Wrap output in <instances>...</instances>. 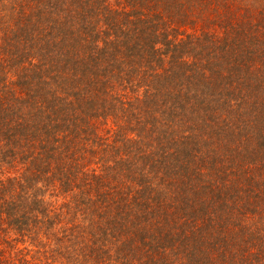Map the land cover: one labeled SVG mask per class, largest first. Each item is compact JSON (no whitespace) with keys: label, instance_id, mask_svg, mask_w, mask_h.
<instances>
[{"label":"trees","instance_id":"trees-1","mask_svg":"<svg viewBox=\"0 0 264 264\" xmlns=\"http://www.w3.org/2000/svg\"><path fill=\"white\" fill-rule=\"evenodd\" d=\"M0 264H264V0H0Z\"/></svg>","mask_w":264,"mask_h":264}]
</instances>
